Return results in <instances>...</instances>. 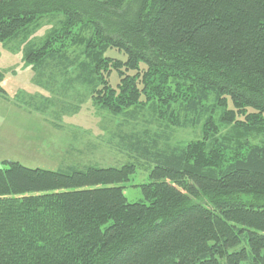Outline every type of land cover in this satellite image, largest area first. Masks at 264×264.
Here are the masks:
<instances>
[{
  "label": "trees",
  "instance_id": "obj_1",
  "mask_svg": "<svg viewBox=\"0 0 264 264\" xmlns=\"http://www.w3.org/2000/svg\"><path fill=\"white\" fill-rule=\"evenodd\" d=\"M45 20L48 37L32 43ZM17 38L32 83L75 69L108 109L144 93L154 113L168 111V127L201 126L207 138L182 148L137 138L130 150L148 182L133 202L123 185L135 161L1 162L0 264H264V144L219 163L226 146L211 138L218 121L246 130L264 121V0H0V42ZM70 38L84 44L83 61L57 46Z\"/></svg>",
  "mask_w": 264,
  "mask_h": 264
},
{
  "label": "rangeland",
  "instance_id": "obj_2",
  "mask_svg": "<svg viewBox=\"0 0 264 264\" xmlns=\"http://www.w3.org/2000/svg\"><path fill=\"white\" fill-rule=\"evenodd\" d=\"M50 22L52 20L41 21L31 28L27 39L34 44L44 42L51 30ZM25 42L22 38L0 42V87L5 96L0 93V163L17 161L26 167L49 170L70 165L119 167L135 161L130 145L137 138L150 141L160 135L158 144L163 148H182L204 143L201 140L207 138L206 133H201V126L168 127V111L162 107L154 113L151 99L148 100L144 93L138 95L132 106L121 111L108 109L96 102L88 88L76 78L75 69L68 71V81L64 73V76L55 75L53 84L48 87L32 83L31 69L22 61L21 49ZM65 45L69 46L70 59L84 60V44L79 40L70 38L57 43L59 47ZM107 55L124 59L115 51H108ZM121 71L123 78L134 74ZM119 75L111 71L107 79L114 90L121 82ZM45 82L44 78L43 85ZM118 93L119 90L115 92ZM215 124L211 138L218 146H226L221 149L219 163L239 156L247 144H264V121L253 130H246L242 124L224 125L219 121ZM135 162L137 166L123 185V194L129 202L143 198L140 185L148 182L146 165L139 159Z\"/></svg>",
  "mask_w": 264,
  "mask_h": 264
}]
</instances>
